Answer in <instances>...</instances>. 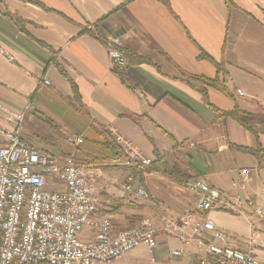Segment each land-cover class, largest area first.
I'll list each match as a JSON object with an SVG mask.
<instances>
[{
	"label": "crops",
	"instance_id": "1",
	"mask_svg": "<svg viewBox=\"0 0 264 264\" xmlns=\"http://www.w3.org/2000/svg\"><path fill=\"white\" fill-rule=\"evenodd\" d=\"M111 38L121 40L124 70L114 68L103 45ZM0 48L14 59L0 56V104L26 110L22 141L49 153L25 128L27 117L36 126L45 117L58 156L98 170L92 194L113 233L143 221L159 229L161 214L190 215L243 240L254 226L264 242V221L254 214L264 193V0H0ZM58 129L83 143L60 145ZM111 130L151 165L132 168L120 150L114 157ZM129 176L132 191L148 199L107 189ZM189 179L227 201L239 195L241 214L196 211L198 195L184 188ZM156 239V248H169L159 264H198L192 245ZM228 240L236 248L244 242Z\"/></svg>",
	"mask_w": 264,
	"mask_h": 264
},
{
	"label": "built area",
	"instance_id": "2",
	"mask_svg": "<svg viewBox=\"0 0 264 264\" xmlns=\"http://www.w3.org/2000/svg\"><path fill=\"white\" fill-rule=\"evenodd\" d=\"M120 44V38L103 40L114 68L119 71L127 66ZM0 56L9 63L14 61L2 48ZM236 93L243 95L241 90ZM0 113L5 124L0 127V264H111L139 247L154 250L158 231L182 245H192L199 253L198 264H264L257 258L259 252L264 254V245L254 242V226L241 248L234 247L210 220L190 221V215L175 218L161 214L159 229L143 221L136 228L113 233L110 217L98 211L97 198L92 194V186L100 178L98 170L27 146L21 139L26 110L4 111L0 104ZM111 135L129 159V166L145 169L151 165V159L144 157L131 141L114 130ZM66 143L78 147L83 140L68 136ZM242 174L244 191L247 172ZM50 179L62 183L63 189L48 190ZM133 181V176H129L121 184L112 182L107 189L119 188L136 198L148 199L145 191H132ZM184 188L198 195L195 210L201 214L214 209L241 214L235 208L241 199L239 195L234 201L224 200L198 179L185 181ZM245 200L254 205L249 197ZM254 214L264 221V193L263 204L254 209ZM84 230L92 232L90 241L80 240ZM170 255L180 257L183 252L172 251Z\"/></svg>",
	"mask_w": 264,
	"mask_h": 264
},
{
	"label": "rangeland",
	"instance_id": "3",
	"mask_svg": "<svg viewBox=\"0 0 264 264\" xmlns=\"http://www.w3.org/2000/svg\"><path fill=\"white\" fill-rule=\"evenodd\" d=\"M27 120H29V122H27ZM38 121L40 122V124H43V125L36 126L34 125V122L32 123V119H29L27 117L26 122H25V128L27 132L36 135L41 141H43L44 149L49 151V154L60 157L58 156L57 150L53 147H50L48 144L53 139L50 132L48 131V125L45 124L48 121L46 120L45 117H42V116L38 118ZM68 135H73V134L71 132H67V131L65 132V130L62 131L58 129L56 130V133L53 134V137L59 142L60 145L70 146L66 143V138L68 137ZM87 148H89V145L87 143L81 146L82 150L87 149ZM49 183L50 185L48 187V190L50 191L58 190L59 187L63 186L62 183L54 181L52 179L49 180ZM90 234H92V232L84 230L79 236V238L80 240L85 239ZM257 234L258 233L255 234L254 232L253 236H255L256 238L255 241L260 243V241H258L257 239ZM226 235L231 241H242L243 240L230 233ZM157 237L160 241H162L165 238H168L164 233H159ZM243 241H246V240H243ZM260 245H264V242L260 243ZM168 252H169V248L160 247V248H156L153 251L149 252L145 247H139L127 253L123 257L114 260L111 264H159L163 261L164 258H168ZM164 264H167V263H164Z\"/></svg>",
	"mask_w": 264,
	"mask_h": 264
},
{
	"label": "trees",
	"instance_id": "4",
	"mask_svg": "<svg viewBox=\"0 0 264 264\" xmlns=\"http://www.w3.org/2000/svg\"><path fill=\"white\" fill-rule=\"evenodd\" d=\"M110 147H111L112 152L114 153V157H117V156L120 157L119 149H118V147L115 145V143L113 142V140H112V144L110 143Z\"/></svg>",
	"mask_w": 264,
	"mask_h": 264
}]
</instances>
